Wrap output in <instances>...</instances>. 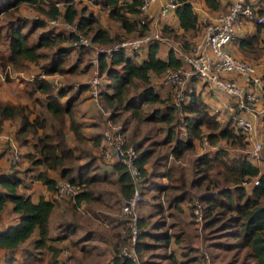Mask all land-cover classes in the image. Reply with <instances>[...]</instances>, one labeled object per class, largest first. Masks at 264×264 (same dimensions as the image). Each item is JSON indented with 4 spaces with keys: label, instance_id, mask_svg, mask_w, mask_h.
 Here are the masks:
<instances>
[{
    "label": "trees",
    "instance_id": "obj_1",
    "mask_svg": "<svg viewBox=\"0 0 264 264\" xmlns=\"http://www.w3.org/2000/svg\"><path fill=\"white\" fill-rule=\"evenodd\" d=\"M37 1L42 0H0V16L2 14L14 16L13 19H8L4 31L2 30L3 27L0 26V42L6 41L7 43V53L5 55L0 53L1 62L3 64L10 62L15 67L23 68L27 62L36 63L45 56L48 60L42 67L46 72L74 70L75 65L68 66V69L64 66L69 52L71 50L85 52L81 47L77 48L66 44L68 40L77 36L75 31L59 30V32H55L53 26H49V28L39 32L36 41H30L29 33L34 32L39 27H44L47 22L34 18L28 29H25L27 19L14 14L21 3L35 4ZM78 1L65 0L63 10L56 5L55 0L47 1L48 10L40 7L39 4L37 7L42 8L48 17L61 14L63 20L76 23L78 31L89 35L93 41L111 44L125 37L124 33H112L102 25L92 8L86 3L79 6L77 5ZM100 1L108 9L109 16L117 20L126 32L137 29V23L139 27L135 35L142 34L147 28V23L139 22L140 17L135 20L128 16L129 12L139 15L140 0ZM176 2L174 12L178 18L181 34L184 32L195 33L198 27V16L193 8L192 0H176ZM205 2L211 8L217 7L219 3L218 0H205ZM258 10L260 11V9ZM262 27H264V23H257L256 31ZM161 32L180 38L179 34L167 24L161 26ZM257 39L258 32L247 34L242 37L240 44L251 45ZM188 42H184V48L188 46ZM44 46L55 48L47 55L45 51L40 49ZM158 48L159 42L149 43L143 52L146 55L139 61L134 59L136 56L128 54L123 49L115 51L109 58L103 53L99 54L100 72L102 76L105 74L108 78L105 88L101 91V97L105 105L113 109V118L121 119L125 125L130 119H135L137 123H164L165 134L158 141V144L166 146L167 151L165 152L167 154L170 152L176 157H180L186 149L193 147L194 140L201 135L204 131L203 128H206V134L210 141L218 140L221 137L226 140L229 146H246L249 142L248 134L235 129L232 125V117L230 116L225 121L219 120L213 112L208 110L200 93L195 92V89L189 86L190 81L196 79L202 80L203 85L206 86V81L202 77L193 75L186 80L187 86H183L186 97L178 105L174 104L170 86L169 89H166L169 94L165 96L155 90L153 77L157 79L156 83H162L161 80H158L161 72L169 66L176 67L182 63V58L173 48H170L166 58L158 55ZM117 64L119 67L116 66ZM261 79L264 98V66ZM32 86L34 87L31 90L28 89V92L33 93L35 90L44 92V106L58 120V124L54 127L52 134L45 132L38 136L33 143L36 152L29 155V162L30 164L45 163L47 168L57 170L58 174L64 178L81 183L82 189L74 199L71 197L62 198L74 204L80 199L89 197L91 190L88 186L97 177L96 173L87 176L81 169L77 175L72 174L73 163L71 161L75 159V153L74 149L68 146L65 141L63 126L65 114H68L75 137L78 140L82 139V134L72 112L75 96L70 95L63 101L61 97L67 88L60 87L54 91L46 77L37 78ZM153 103L158 105L144 109L143 105ZM29 114L30 108H28L27 103L0 97V132L5 119H18L19 126L17 127L16 138L19 143H23L26 140L23 137L27 132L36 130V126L44 125L43 119H40L38 115H34L31 119ZM135 126L132 129L133 135L136 134V131L140 132L139 127ZM182 132H184L183 135ZM53 136L56 138L54 142L50 140ZM133 143L137 150L141 149L137 160L144 175L146 169L143 164L151 151L144 148L141 141H134ZM171 143L174 145L169 148ZM261 143L262 150L264 135ZM1 152L2 150H0V154ZM257 161L249 158L245 152L232 154L229 149L224 147L218 148L210 154L207 152L199 154L194 161L199 174L192 180L191 185L199 190L198 197L203 209V227L210 228V233L213 232L216 237L222 238L215 243L216 245L234 250V259L226 264H235L240 257L242 261L251 262L250 264H264V166L261 167ZM112 163L118 170V182L123 195L129 194L132 191V181L128 170L117 161ZM10 165L11 169L0 170V218L7 201H10L13 211L18 214V221L0 228V251L2 250L0 264L1 257L7 264H29L26 259L14 263L15 258L9 253L18 248L20 243L27 239L34 229H37L38 234L34 243L35 246L46 245L47 240L51 239L48 235V217L54 206L55 198L52 195L51 198L40 196L34 201L29 194L19 191L20 178L16 174V164ZM212 168L215 170L214 178H211L208 172ZM35 177L45 183L51 192L59 181L55 177L49 176L46 170L38 171ZM254 177L258 180L257 182L253 181ZM175 180L177 183L170 188L178 190L179 195H174L171 201H176V206L179 207V202L186 198L187 191L184 177L180 176ZM246 181L249 183L244 185L243 182ZM203 183L205 187H200ZM84 185L85 187H83ZM139 223L141 226L144 224L143 218L139 217ZM155 226L157 231L152 234L153 240L155 243L159 242V244L167 246L172 234L165 227V221L157 219ZM146 234V229H142L139 233L138 250L142 243L140 242L141 238ZM64 235V232L60 233L59 237ZM47 246L52 250L48 258L49 264H61L59 253L62 249L50 244ZM114 260L115 264H133L130 259L123 258L118 252L114 256Z\"/></svg>",
    "mask_w": 264,
    "mask_h": 264
},
{
    "label": "crops",
    "instance_id": "obj_2",
    "mask_svg": "<svg viewBox=\"0 0 264 264\" xmlns=\"http://www.w3.org/2000/svg\"><path fill=\"white\" fill-rule=\"evenodd\" d=\"M57 2V0H55ZM125 1H131V0H125ZM162 0H157L156 2L151 3L150 8L153 12H157L158 6L161 3ZM231 0H218V6L215 8H211L207 5L205 0H192V5L195 11L197 12L198 16V27L196 29V32L189 33L184 32L181 34V28L179 26L178 18L173 11L170 12V14L166 18H161L158 21H155V23H150L149 27H160L163 24H167L171 29H173L177 34H179L180 38L174 37L172 34H164L168 38V42L166 40H163L159 42V48L157 50V53L159 56L166 58L167 54L170 50V42L173 43L175 40H180L183 42L188 41H195L198 40L201 37L203 26L202 21L204 18H210L215 13H217L220 10L226 9L229 5ZM256 1V0H253ZM258 1H264V0H258ZM88 4L87 6L91 7L92 10L95 13V10L93 9V5H97L98 8H102L104 5L101 1H96L94 3H89L87 0H82V3ZM101 5V6H100ZM108 11V9L106 8ZM128 16L130 19L137 20L138 13H128ZM103 26H105L107 29H109L112 33L116 32L118 34L124 33L126 36H134L137 32V29L139 27L137 23V29L126 32L123 27L119 24V22L111 17H104L100 19ZM57 30H62L60 26ZM257 23H255L252 19H244L235 29V35L234 38L230 41L233 50L235 53H237L236 56L241 57L243 59H246L250 62L255 63L257 68H259L262 72V68L264 66V27L257 30ZM255 32H258V39L256 42H253L251 45H242L240 44V40L242 37H244L247 34H253ZM232 49V48H231ZM72 51V50H71ZM70 51V52H71ZM230 51V50H229ZM232 52V51H231ZM233 53V52H232ZM234 54V53H233ZM146 53H141L140 55L136 56L137 61L141 60ZM75 65V63L70 64V66ZM119 67V64L116 65ZM76 68V66H75ZM89 68L87 67V70L85 71L86 75L88 73ZM74 71V70H69ZM22 74V71H14L10 73L9 79L7 82L0 81V97L2 99H9L12 101L20 100L22 102H27V95L25 94V88H27L25 81H21L19 75ZM160 80L161 79V74ZM0 78L4 79L2 75L0 74ZM14 79V81L12 80ZM241 80V78L239 77ZM159 80V79H158ZM108 78L105 74L102 76V83L101 87L102 89L105 88V85L107 84ZM163 84V85H161ZM183 85H186V81ZM86 86V85H85ZM83 89H77L76 91H73L71 93H66L62 96L64 97L62 99L65 101L67 98H69L70 95L75 96L76 103L78 102V99L81 101L80 105L77 107V105H73L72 112L73 117L77 121L76 123L79 126L80 132L82 134L81 141L85 142V146L91 149V157H94V164L93 167L94 171L87 173V176H90L94 173L97 174L96 179L91 182L93 184V189L91 190V193H89L88 198L80 199L76 203H71L70 201L59 199H55L54 206L49 214L48 217V235L51 237V239L47 240L46 245L36 247L35 246V240L38 236L37 229H34L32 232L33 234L29 236L27 239H25L23 242L20 243L18 248L12 250L9 255L14 256V263H17L23 259H26L29 261V257H35L34 263L28 262L29 264H49L48 258L52 252L51 249L48 248L47 245H53L58 248H63V246H69L73 251L74 254L79 259V264H115L114 256L118 252L119 244L121 242L120 239V229L118 230V223L120 222L116 217L113 216V213L118 209L121 199H122V191L119 187L118 182V170L116 166L112 162L108 161H102L99 157H97V151L102 146V135H101V127L102 123L100 122L98 118V112L95 106V103L93 102V99L91 98L89 91L87 89V86ZM187 86V85H186ZM189 86L191 88L195 89V92L200 93L202 99L206 102L207 108L210 112H213L215 116L221 120L225 121L230 116L233 118V115L238 111L237 108H234L235 104L234 102L227 98L226 96H223L219 94V92H212L207 89V86L203 85L202 80L196 79L193 81H190ZM155 90L160 92L162 95H166L163 92L166 91V89H169V85L166 83H160L157 85L154 84ZM30 89V88H29ZM81 90V91H80ZM79 95V96H78ZM75 104V103H74ZM257 107L261 108L260 111L254 113L251 110H243L239 111L244 116L248 117L254 125L253 130L251 131L252 138L262 140V137L264 135V98L263 95L258 98L257 100ZM79 108L80 114L86 113L84 115H77L75 112ZM216 112H220L221 116L219 117ZM32 115V116H31ZM29 117L32 119L34 117V113L32 111L30 112ZM69 115L66 116L65 114V120H64V126H63V133L64 138L68 146L73 147L78 139L75 137V133L73 128L70 126L69 122ZM19 126L18 119L15 118H7L3 121L2 130L0 132V150H2L0 154V170H9L11 169V165L8 161V150H9V144L14 142L19 146L21 151V159L19 163L15 166L17 169L18 177L20 178V183L18 184L19 191H23L26 194H29L32 198V200L36 201L40 196H44L46 198H51V190L47 188L46 184L43 183L41 180L35 177V175L40 170H46L47 174L49 176L55 177L57 180H60L63 178V176L59 175L57 170L47 168L45 163H33L30 164V166L27 167V163H29V155L34 154L36 152V149L33 146V141L30 136L25 135L23 138L26 140L22 143H19V140L16 138V131L17 127ZM222 139L221 137L219 140ZM226 141V140H225ZM74 143V144H73ZM8 145V147H7ZM250 146V140L248 144L244 147H233L234 152L233 153H240L242 152V148L249 147ZM7 147L6 151L5 148ZM224 148L228 149L229 145L224 146ZM141 149L137 150L138 153ZM231 153V152H230ZM89 153L83 154V151H78L75 153V160L77 161V164L73 165L72 174L77 175L80 172V167L83 164L91 163L89 159L85 160ZM98 159V160H97ZM147 161V160H146ZM146 161L144 162L143 166L145 165ZM259 164V163H258ZM84 165V166H85ZM260 165V164H259ZM97 169V170H96ZM146 169V168H145ZM21 173V175L19 174ZM249 181L243 182L244 185H247ZM90 184V185H91ZM148 196V199L144 204L139 205L138 211L140 213L147 215L148 219H154V213L153 212V205L154 201L151 200V198ZM120 202V203H119ZM85 203L91 204L94 209L101 210L104 212V214L107 215V222L108 224H103L93 219L92 217L81 215L78 209H80L81 205H84ZM158 203V202H157ZM159 204V203H158ZM177 207V206H176ZM155 209V208H154ZM141 214V216H142ZM189 214V211H188ZM143 217L144 225L146 226L145 229L147 231V234L141 238L142 242L140 244V249L142 248H150L152 246L154 247H160L161 249H167L173 250L174 252V261L179 262L178 264H183L189 259H177L179 257L178 250L176 249V239L178 240V233L172 232V236L170 239V242L167 246L159 244V242L155 243V241L152 238V234L157 231V228L155 226V222L157 219H154L151 222H146ZM55 220V228L53 227L51 221L53 222ZM65 221V223L63 222ZM18 221V214L13 211L12 209V203L7 201L5 208L2 210L1 218H0V228H4L8 226L9 224L16 223ZM62 229L67 230L64 236L59 237ZM149 238L150 241H146L145 238ZM2 250L0 251V253ZM165 254V253H164ZM61 258V264H67L66 261L63 259L62 252L59 253ZM170 255V254H168ZM1 256V255H0ZM186 260V261H185ZM193 260V259H191ZM181 261V262H180ZM143 262V261H142ZM1 264H7L3 258L1 257Z\"/></svg>",
    "mask_w": 264,
    "mask_h": 264
},
{
    "label": "built area",
    "instance_id": "obj_3",
    "mask_svg": "<svg viewBox=\"0 0 264 264\" xmlns=\"http://www.w3.org/2000/svg\"><path fill=\"white\" fill-rule=\"evenodd\" d=\"M157 0H140L139 22L147 23V28L142 34L128 38H122L111 45L105 46L103 43L93 41L88 35L78 31L76 23H69L63 20L61 14L46 17L47 24L50 26H60L63 31H75L76 37L68 40V44L81 49L91 48L93 55L90 57L92 73L87 81V89L93 101L98 105L101 97L102 74L99 69V54L103 53L110 57L119 49H123L132 56L140 55L153 41L161 42L168 38L161 32L160 27H149L150 23L159 22V19L166 18L174 10L176 0H162L157 12L150 8L151 3ZM58 5V3H56ZM260 9V11L258 10ZM252 19L255 23H264V1L253 0H231L226 9L220 10L209 19H203V31L198 40L192 42L188 48H184L180 41L170 42L173 48L182 58V63L176 67H167L161 72V79L171 87L174 104H180L186 97L183 84L191 76L202 77L206 81V86L212 92H224L232 95L234 108L238 111L233 115L232 125L235 129L248 134L250 146L242 148V153H246L249 158L258 160L262 147L261 140L252 138L251 131L254 128L253 122L239 111L251 110L256 113L261 110L257 107V100L263 95L261 70L255 63L234 55L231 51L224 48L227 42L234 38L236 27L244 20ZM46 20V19H45ZM54 73L46 72L41 69L37 74L39 77H46L52 80L53 85L57 86L59 80ZM34 74V73H33ZM30 74V78L34 75ZM241 78V80L239 79ZM56 83V84H55ZM110 117L107 119L109 120ZM102 146L101 156L108 162H119L128 170L131 181L132 191L123 195L120 203V215L122 217L121 238L122 243L118 254L123 258H128L133 264H141L138 256L137 243L139 233L142 231L139 226V213L137 206L142 198L141 186L144 175L138 164V151L135 145L125 141L121 129L107 121L101 129ZM201 144L210 151H215L219 146L216 141L210 143L208 135L200 136ZM207 152V151H206ZM8 161L15 164L21 156L16 143L9 144ZM254 182L258 180L254 177ZM81 183L77 181L63 180L56 183L51 195L55 199L65 197L75 198L81 191ZM192 214L195 221L201 222L203 210L200 202L195 199L192 204ZM64 257V253H62ZM206 261L209 260L208 254H203ZM183 264H193L187 260Z\"/></svg>",
    "mask_w": 264,
    "mask_h": 264
},
{
    "label": "rangeland",
    "instance_id": "obj_4",
    "mask_svg": "<svg viewBox=\"0 0 264 264\" xmlns=\"http://www.w3.org/2000/svg\"><path fill=\"white\" fill-rule=\"evenodd\" d=\"M48 0H42V1H37L34 3H28V2H23L19 5L18 9L15 11V15H20L22 18L27 19V25L25 26V29H28V27L31 25L32 20L34 18L42 19L47 21V16L43 12L42 8H46L45 10H48L49 5L47 4ZM80 1V2H79ZM77 2V5L84 4L82 3V0H79ZM86 1V0H84ZM89 3H94L96 1L100 0H87ZM58 3L57 6L60 7L61 10H63L64 5H65V0H57ZM40 5L42 7L41 9L37 7V5ZM88 5V4H86ZM101 6V5H100ZM91 8V7H90ZM93 9L95 10V15L99 19H102L104 17H110L108 14V11L106 8L103 6L102 8H98L97 5H93ZM141 17V15L139 14ZM14 16H10L7 14H2L0 16V26H2V30L4 31L5 25L8 23V19H13ZM46 19V20H45ZM202 24H204L202 22ZM50 25L46 23L44 27H39L37 28L34 32L29 33V40L30 41H36L38 38V34L42 29L49 28ZM203 26V25H202ZM58 27L53 26V30L55 32H59L57 30ZM114 33V32H113ZM89 36V35H88ZM122 36V35H121ZM131 36H126L123 38H128ZM180 40H177V42ZM194 42L189 41L187 44L188 46L185 48H188L189 45ZM179 43V42H178ZM181 45L184 47V42L180 41ZM68 45V42H66ZM105 46L111 45V44H104ZM55 47H48L44 46L41 47L43 51L49 55ZM224 48L227 50H230L235 53V49L233 50V47L230 42H227L224 45ZM232 48V49H231ZM0 53L5 55L7 53V43L6 41L0 42ZM93 55V50L91 48L85 49V52H78L77 50H72L69 52L65 62L64 66L67 67L70 66V64H74L76 68L74 71H69V70H64L62 72L57 71V73H54V76L52 77H57L59 80V83L57 86L53 85L52 80L50 81L51 87L54 91H56L60 87H66L67 92L66 93H71L73 91H76L77 89H83L84 86H87V81L92 73L91 70V64H90V57ZM134 59L137 60V57ZM1 57H0V74L4 79L0 78V81H5L11 79L9 77L10 73L14 71H22V74L19 75L21 78L20 80L23 82L25 81L27 88H25V94L27 97V105L28 108H30V112L34 113V115H38L40 119H43L44 125L42 126H36V130L29 131L25 135L28 134V136L31 137V139L36 141L38 136L42 135L43 133L47 132L52 134L54 127L58 124V120L52 116V114L45 108L44 102H45V96L44 92L41 90H35L33 93L28 92V89L30 90L34 87L32 86L33 82L39 78L38 72L41 71V69H44L42 65L46 63L48 60L47 57L40 58L38 62H27L23 68L15 67L12 63L10 62H5L4 64L1 62ZM41 65V66H40ZM87 67L89 68L88 73L86 75L85 71L87 70ZM45 70V69H44ZM34 73V74H33ZM30 74H33L34 76L30 78ZM14 81V79H12ZM157 79L153 77V82L154 84L158 85L156 83ZM160 80V79H159ZM5 81V82H7ZM56 84V83H55ZM85 86V87H86ZM209 90V87H207ZM81 91V90H80ZM172 92V91H171ZM164 94H169L168 91H164ZM219 94L226 96L227 98L231 99L232 95L220 92ZM79 96V95H78ZM173 97V94H172ZM64 97H62L63 99ZM77 101V100H76ZM74 102V105H77V107L80 105L81 101L78 99V102ZM94 102V101H93ZM95 103V102H94ZM158 105L157 103H153L150 105H143L144 109H148V107L156 106ZM97 112H98V118L100 122L102 123V127L107 123V121H110V123L114 126V128H118L119 130L121 129L123 136L125 138L126 143L128 144H133L134 141H141L142 145L144 148L148 149L151 151V154L148 156V159L144 165L146 168V174H144L142 186H141V194L142 198L138 203L137 210L139 205L144 204L146 200L148 199V196L151 198V200L154 201L155 206H153V212L154 213V219H160L165 221L166 223V228L170 233L176 232L178 233V240L176 239V249L178 250L179 257L177 259H189L190 261L193 262V264H226L232 259H234V250H228L227 248L216 245L217 241H220L222 238L216 237V235L212 232L210 233V228L208 227H203V219L201 222L195 221L193 214H192V204L195 199H197L200 204L201 201L198 197L199 190H197L196 187L192 186V180L199 174V171L196 170L194 161L196 157L199 154L202 153H212L214 151L208 150L207 147L203 146L200 141V136L202 134L206 133V128H203V132L199 137H196L194 140V145L191 148L186 149L183 154L180 157L174 156L172 153L165 152L167 151L166 146L159 145L158 141L164 136L165 134V124L164 123H153V122H141L137 123L135 119H130L128 124H124L121 119H114L113 118V109L107 105H105L102 97L99 98V103L98 105L95 103ZM77 115H84L86 113L80 114L79 108L75 111ZM217 115L220 117L221 113L216 112ZM30 115V114H29ZM32 116V115H31ZM68 116V114H66ZM110 117L109 120H107ZM229 119V118H228ZM138 126L140 129V132L138 133L137 131L135 132L136 134L133 135L132 129L134 126ZM135 126V127H136ZM101 127V129H102ZM184 132L181 134L183 135ZM52 142L56 140V138L53 136L50 139ZM218 143V145L221 146H227V142L225 141L224 138L214 140ZM210 143H213V141H209ZM75 143V144H74ZM73 144V149L74 153L78 151H83V154L89 153L85 160L89 159L91 163H87L85 166L81 167V170H84V173H90L94 171L93 164H94V157H91V149L85 146V142L81 140H77ZM174 145V144H173ZM169 145V148L172 146ZM234 146H229L230 152H234L233 149ZM18 149L20 151V148L18 146ZM101 149V148H100ZM97 151V157L100 158V160H104L101 156V150ZM21 152V151H20ZM260 158L258 159V163L260 164L261 167L264 166V147L262 150H260ZM21 159V156H20ZM20 159L15 163L16 165L19 163ZM98 160V159H97ZM105 161V160H104ZM21 162V161H20ZM10 163V162H9ZM70 163V161H68ZM73 165L77 164V161L74 159L71 161ZM27 167L30 166V162L27 163ZM97 170V169H96ZM210 177L214 178L215 177V170L214 168L210 169L209 171ZM17 174V172H16ZM21 175V173H19ZM18 175V174H17ZM184 177L185 179V188L187 191L186 198L181 200L179 202V207H176V201H171L172 197L178 194V190H174L170 187L172 185H175L177 181L175 180L177 177ZM67 180L66 178H62L59 181ZM210 185V183H209ZM85 187V185L83 186ZM91 190L93 189V184L88 186ZM169 187V188H167ZM199 187V186H198ZM200 187H205V184L203 183L202 186ZM59 200V199H56ZM65 200V199H63ZM9 202V201H8ZM159 204H158V203ZM120 203V202H119ZM202 207V204H201ZM203 210V209H202ZM81 215L89 216L92 217L93 219L95 218L99 222L103 224H108L107 222V215L104 214L103 211L101 210H96L91 204L85 203L84 205L80 206V209H78ZM189 211V214H188ZM139 215L141 218L144 216V219L146 222H151L153 221L152 219H148V214H142L140 211H138ZM142 214V216H141ZM113 216L116 217L120 222L118 223L117 229H120V239L121 242L119 244V247L122 243V238H121V227H122V217L120 215V205L118 209L113 213ZM63 222H65L63 220ZM53 227L55 228V220L52 222ZM139 226L142 229H145V225L143 224L142 226L139 223ZM61 232H67V230H61ZM33 233H31L32 235ZM30 235V236H31ZM146 241H150L149 238H145ZM138 244V243H137ZM61 252L64 253L63 259L66 261L67 264H79V259L74 254V251L69 247V246H63L61 248ZM119 250V248H118ZM138 256L140 259L141 264H178L179 262L174 261V252L173 250H168L167 249H161L160 247H154L152 246L150 248H142L140 251L137 250ZM165 253V254H164ZM208 254L209 255V260L206 261L203 254ZM170 254V255H168ZM193 259V260H191ZM35 257H29L28 262L34 263ZM143 261V262H142ZM186 261V260H185ZM181 262V261H180ZM251 262L243 260L242 258H238L235 264H250ZM83 264V263H82Z\"/></svg>",
    "mask_w": 264,
    "mask_h": 264
}]
</instances>
